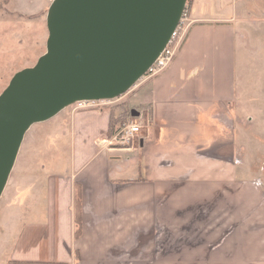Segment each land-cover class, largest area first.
Masks as SVG:
<instances>
[{"label":"crops","instance_id":"0c3cea01","mask_svg":"<svg viewBox=\"0 0 264 264\" xmlns=\"http://www.w3.org/2000/svg\"><path fill=\"white\" fill-rule=\"evenodd\" d=\"M131 91L124 110L34 125L71 157L23 158L0 199V264H264V184L248 167L264 130V0H194L173 63ZM126 114L141 132L109 148Z\"/></svg>","mask_w":264,"mask_h":264},{"label":"water","instance_id":"95a60500","mask_svg":"<svg viewBox=\"0 0 264 264\" xmlns=\"http://www.w3.org/2000/svg\"><path fill=\"white\" fill-rule=\"evenodd\" d=\"M188 1H53L47 52L0 95V199L26 133L78 102L128 93L169 43Z\"/></svg>","mask_w":264,"mask_h":264},{"label":"rangeland","instance_id":"374dc122","mask_svg":"<svg viewBox=\"0 0 264 264\" xmlns=\"http://www.w3.org/2000/svg\"><path fill=\"white\" fill-rule=\"evenodd\" d=\"M53 1L54 0H0V95L8 87L16 73L26 68L34 67L40 57L47 52V40L49 37L47 16ZM125 95H128V99L132 95V91L130 90V92ZM118 99L108 103L107 108H112L113 111L124 110L122 107L123 102ZM70 108L81 110L77 107V104L70 106ZM92 110H101V107L88 108L81 111ZM260 125L264 128V123H261V120ZM40 130L39 126H33L26 133L15 163L16 168L11 176L9 184L7 183L8 188H10L12 184L13 177L22 173L24 168L29 166V163H24L23 158L25 156L35 157L42 154L47 158L59 157L61 159H66L71 157L70 151L64 148L60 150L51 149L48 146L51 144L49 142V131ZM40 132L45 135L44 138H41L44 143L42 142L37 148L34 147L33 142L39 139L38 134H40ZM254 135L256 139L251 141L249 149L250 161L248 167L250 169V177L254 181L264 184V130ZM63 143H69L68 139H65ZM106 145L108 146V144ZM108 147L114 148L111 146ZM241 161H239V166H247L246 162L242 164ZM63 166L65 167V165Z\"/></svg>","mask_w":264,"mask_h":264},{"label":"built area","instance_id":"2783aa9c","mask_svg":"<svg viewBox=\"0 0 264 264\" xmlns=\"http://www.w3.org/2000/svg\"><path fill=\"white\" fill-rule=\"evenodd\" d=\"M189 8L186 6L185 11L183 13L181 22L175 32L173 33L169 43L162 51V53L158 56L156 61L152 64L146 74L139 80L136 84H140L141 82L150 81L157 76H159L162 72H164L174 61L177 51L182 45L187 31L189 29ZM113 100L109 101H81L76 103L77 107L81 110H85L88 108H104L108 106ZM141 132V125L136 123L133 119H129L123 122L115 131L112 136L106 138L103 143L108 144V146L114 148L128 149L131 147L137 138V136Z\"/></svg>","mask_w":264,"mask_h":264},{"label":"trees","instance_id":"16d2710c","mask_svg":"<svg viewBox=\"0 0 264 264\" xmlns=\"http://www.w3.org/2000/svg\"><path fill=\"white\" fill-rule=\"evenodd\" d=\"M194 0H189L187 3V6L190 8L193 4ZM128 118V115L126 114L124 117H122V121L124 122ZM119 120V119H118ZM118 120H111V131L109 133V136H112L115 131V126L118 123ZM76 225H77V231H76V237L79 238L81 236L82 232V222H81V192L79 189H77L76 194Z\"/></svg>","mask_w":264,"mask_h":264}]
</instances>
